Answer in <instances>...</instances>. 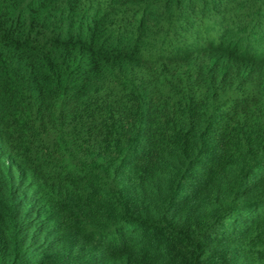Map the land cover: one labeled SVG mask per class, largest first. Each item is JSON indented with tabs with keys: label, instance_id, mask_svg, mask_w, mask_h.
Listing matches in <instances>:
<instances>
[{
	"label": "trees",
	"instance_id": "obj_1",
	"mask_svg": "<svg viewBox=\"0 0 264 264\" xmlns=\"http://www.w3.org/2000/svg\"><path fill=\"white\" fill-rule=\"evenodd\" d=\"M0 264H264V0H0Z\"/></svg>",
	"mask_w": 264,
	"mask_h": 264
}]
</instances>
